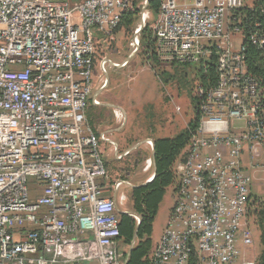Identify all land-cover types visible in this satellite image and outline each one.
<instances>
[{
	"label": "built area",
	"instance_id": "built-area-1",
	"mask_svg": "<svg viewBox=\"0 0 264 264\" xmlns=\"http://www.w3.org/2000/svg\"><path fill=\"white\" fill-rule=\"evenodd\" d=\"M148 3L142 0L132 55ZM245 4L164 0L153 25L162 61L196 64L216 49L219 73L215 87H198L202 117L175 168V203L153 250L155 264H257L248 221L253 178L243 158H264V112L245 63L243 20L234 14ZM132 6L133 0H0V264L126 263L119 221L122 213L141 221L125 208L136 186L112 178L102 144L115 143L94 129L88 112L101 104L93 93L98 68L106 73V64H126L98 62L97 55ZM236 35L243 37L238 49ZM249 35L264 50V35ZM142 170H153L145 181L151 182L154 157Z\"/></svg>",
	"mask_w": 264,
	"mask_h": 264
},
{
	"label": "trees",
	"instance_id": "trees-1",
	"mask_svg": "<svg viewBox=\"0 0 264 264\" xmlns=\"http://www.w3.org/2000/svg\"><path fill=\"white\" fill-rule=\"evenodd\" d=\"M163 1L149 0L148 10L154 16V23L161 13ZM140 3L142 4V0H133L132 8L123 12L115 30L116 34L120 28L130 30L140 20ZM234 14L243 20L241 25L245 34L243 41L245 63L248 73L257 82L261 110L264 112V50L253 43L249 35L255 31L264 35V0H250L249 3L246 2L244 6L235 10ZM140 36L145 62H148L155 71L162 84L177 86L180 90L190 88L193 115L186 128L176 136L154 139L155 177L151 182L134 187L130 194L133 211L140 216L141 221L138 223L134 217L120 214L118 240L121 246L128 247L122 252L123 259L125 262L127 260L125 264H155L152 240L154 222L167 189L177 183L174 164L180 158L181 161L185 160L192 137L196 134L202 117V97L198 95V87L205 89L215 87L219 80L216 49L209 60L201 59L196 64L182 61L165 62L158 56L157 38L150 22L147 21ZM248 216L253 218L260 232L261 250L257 256V264H264V201L252 192ZM134 239L136 241L132 245Z\"/></svg>",
	"mask_w": 264,
	"mask_h": 264
},
{
	"label": "rangeland",
	"instance_id": "rangeland-1",
	"mask_svg": "<svg viewBox=\"0 0 264 264\" xmlns=\"http://www.w3.org/2000/svg\"><path fill=\"white\" fill-rule=\"evenodd\" d=\"M180 2V0H177ZM250 2V0H246ZM142 4L140 3V19L142 13ZM150 25H154V16L149 12V18L147 19ZM139 20L136 25L130 30L120 28L115 36L114 41L103 51L97 55L98 62L104 57H107L114 63L121 64L125 59H129V64L125 67H113L110 64H106V73H102L99 68L95 72L96 84L93 88V93L98 92L103 84L106 82L104 88L101 89L98 96L99 101L112 107L99 106L92 110L91 119L96 123V127L103 129L105 126H110L115 129L120 127L114 134L115 140L119 143L118 153L122 154L123 151L129 153V147L138 144L141 139L151 135V130L154 122L158 121L161 126V130L173 132V135L183 130L185 123L189 122L193 115V106L190 98V88L179 89L177 86H169L168 95L170 96L171 116H157L156 120L153 118V113L150 111L149 97L158 88L159 83L148 62H145V57L142 54L143 48L141 45L140 36V48L135 55H132L135 51V46H132L135 30L140 25ZM243 37L236 35L233 38L235 48L238 49L242 43ZM133 80V81H132ZM166 94V95H167ZM169 98V97H168ZM165 103V111L169 112ZM117 105H123L127 112L126 123L119 125L117 119L113 115V108ZM169 105V106H170ZM176 107L180 109L181 115L177 112ZM166 118V119H165ZM184 118V121H182ZM180 124V125H177ZM154 127V126H153ZM159 127V126H158ZM112 134V135H113ZM171 136V135H170ZM103 149V148H102ZM128 149V150H127ZM149 157L146 151L141 148L134 153L124 157L122 160H109V168L113 179H119L127 177V180L134 186L144 184L153 172H143V166L146 158ZM244 159V158H243ZM248 160V159H247ZM249 161V160H248ZM249 164V163H248ZM179 162L176 161L174 169L178 170ZM245 165V163H244ZM250 165V164H249ZM248 169V168H247ZM181 169L179 170V172ZM248 172L253 178L252 193L256 195L260 200L264 201V158L256 162L252 167L248 169ZM124 189H126L124 187ZM131 194V191H128ZM175 185L170 186L162 200L158 214L154 222V230L152 234L153 248H155L160 241V238L164 232L165 227L168 224L171 209L175 203ZM126 209L133 210L131 198L126 203ZM250 224H253V248L252 254H258L261 250L260 232L256 227L253 218L248 219ZM158 242V243H157ZM120 247L121 244H120ZM127 250V246H123ZM123 252V250L121 249Z\"/></svg>",
	"mask_w": 264,
	"mask_h": 264
},
{
	"label": "crops",
	"instance_id": "crops-1",
	"mask_svg": "<svg viewBox=\"0 0 264 264\" xmlns=\"http://www.w3.org/2000/svg\"><path fill=\"white\" fill-rule=\"evenodd\" d=\"M180 3L192 4L193 0H180ZM124 61L126 62V64L122 65L121 67L127 66L129 64V62H130L129 59H125ZM149 68L152 69L151 67H149ZM153 72L155 74L154 70H153ZM155 76H156V74H155ZM156 78H157V81L159 83V86H158V88H156L155 92L152 93V95L149 97L150 98L149 99V101H150V111H152V113H153L152 116H153V118H155V120H156L157 116H163V115L171 116V115H173V112L171 111V108H170L171 105H170V103H168V102H171L170 101V96L167 94L169 86H167L165 84H162V82L159 80V78L157 76H156ZM106 83H107V80H106ZM102 88H104V87H102ZM101 89L98 91V94H100ZM165 103H168L166 105V107H167L169 112L165 111V105H164ZM99 106H105V104L101 103L100 105H91L90 108H89L88 117L91 120V122L93 124V127H94V129L97 132H105V135L115 143V146H113V145H111L110 143H107V142H104L102 144V148H103V151H104V158H105V160H107L108 167H109V160H122L124 157L134 153L135 151H137V150H139L141 148H143L146 151L148 156L154 157V139L156 137H174V136H176L177 134H179L182 131L181 130L179 133H177L175 135H173V132L175 131V128H174V130H172V132H169L168 130L165 132L164 128L161 130V126L157 125L159 123H158V121H156L153 124L154 127L152 126L153 130H151V132H152L151 135H148V136L144 137L143 139H141V141L138 144H135V145L129 147L128 148L129 149V153H127L126 155L124 154L125 151H123L122 154H120V153L117 154L116 151L117 150L119 151L120 148H119V143L115 140L113 133L117 132L121 126L120 127H116L117 129H115L113 127H110V126H105L103 129H101V128L98 129L96 127V123L93 122V120L91 119V117L89 115H91V112H92L93 109H95L96 107H99ZM105 107H112V106L108 104ZM176 110H177V112H175V113H179V115L182 116L181 112H180V109L176 107ZM115 111L120 112L122 114V117H117V115L115 114ZM113 115H114L115 119H117L118 123H120L119 125H122V124L126 123V118H127L128 115H127V112L125 111V107L123 105L114 106ZM182 121H184V118H183ZM187 124H188V122L185 123V125L183 127L184 129L186 128ZM177 125H180V124L177 123ZM147 140L152 141L153 145H150L148 142H146ZM118 156H123V157L119 158ZM181 160H182L181 158L176 160V161L179 162V165H178L179 167H180V164H181ZM258 161L259 160H253L249 153H245L244 154L243 164L245 163L244 166L246 167V169L247 168L249 169L250 167H252ZM157 245H155V246H157ZM124 249H126V248H123V246H122V250L123 251H124ZM154 249L155 248H153V250Z\"/></svg>",
	"mask_w": 264,
	"mask_h": 264
},
{
	"label": "water",
	"instance_id": "water-1",
	"mask_svg": "<svg viewBox=\"0 0 264 264\" xmlns=\"http://www.w3.org/2000/svg\"><path fill=\"white\" fill-rule=\"evenodd\" d=\"M155 177V176H154ZM146 183H148V182H146ZM146 183H144V184H146ZM135 240L136 239H134V241H133V245H134V243H135ZM132 248V247H131ZM130 252H131V250H130ZM126 263H127V260H126Z\"/></svg>",
	"mask_w": 264,
	"mask_h": 264
}]
</instances>
